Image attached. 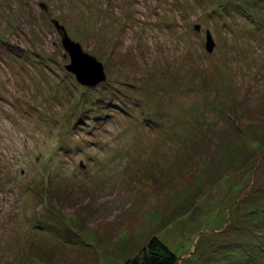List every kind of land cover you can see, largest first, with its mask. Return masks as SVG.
I'll list each match as a JSON object with an SVG mask.
<instances>
[{
    "label": "rangeland",
    "instance_id": "374dc122",
    "mask_svg": "<svg viewBox=\"0 0 264 264\" xmlns=\"http://www.w3.org/2000/svg\"><path fill=\"white\" fill-rule=\"evenodd\" d=\"M262 152L264 0H0V264H264Z\"/></svg>",
    "mask_w": 264,
    "mask_h": 264
},
{
    "label": "water",
    "instance_id": "95a60500",
    "mask_svg": "<svg viewBox=\"0 0 264 264\" xmlns=\"http://www.w3.org/2000/svg\"><path fill=\"white\" fill-rule=\"evenodd\" d=\"M44 7L46 3L42 2ZM56 27L62 32V42L64 47L68 50L71 62L65 66L67 69L73 71L79 81L85 84H94L106 77L103 63L96 58V56L83 49L80 42L73 39L65 30V27L57 18L52 19ZM196 28L200 25L196 24ZM215 45V40L212 37L210 30H207V46L212 49Z\"/></svg>",
    "mask_w": 264,
    "mask_h": 264
},
{
    "label": "trees",
    "instance_id": "16d2710c",
    "mask_svg": "<svg viewBox=\"0 0 264 264\" xmlns=\"http://www.w3.org/2000/svg\"><path fill=\"white\" fill-rule=\"evenodd\" d=\"M178 259L179 255L165 241L153 236L144 246L142 255L131 257L124 264H176Z\"/></svg>",
    "mask_w": 264,
    "mask_h": 264
}]
</instances>
